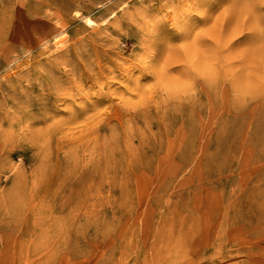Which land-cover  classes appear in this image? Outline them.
<instances>
[{
    "label": "rangeland",
    "instance_id": "obj_1",
    "mask_svg": "<svg viewBox=\"0 0 264 264\" xmlns=\"http://www.w3.org/2000/svg\"><path fill=\"white\" fill-rule=\"evenodd\" d=\"M0 30V264H264V0H0ZM83 192L102 226L54 224Z\"/></svg>",
    "mask_w": 264,
    "mask_h": 264
},
{
    "label": "bare ground",
    "instance_id": "obj_2",
    "mask_svg": "<svg viewBox=\"0 0 264 264\" xmlns=\"http://www.w3.org/2000/svg\"><path fill=\"white\" fill-rule=\"evenodd\" d=\"M235 1H237V3L238 4H240V2L242 1V0H235ZM4 2H6V1H4ZM25 2V1H24ZM232 2H234V0H232ZM7 3H9V2H7ZM227 4V3H226ZM228 6V5H227ZM229 7H231V6H229ZM22 8V7H21ZM249 12V11H248ZM205 13H206V11H205ZM240 14V13H239ZM208 16V15H207ZM215 16V14H213V16L212 17H214ZM53 17V16H52ZM204 17H205V15H204ZM203 17V18H204ZM208 18V17H207ZM57 19H59V18H57ZM211 19V18H210ZM212 20H213V18H212ZM207 21V20H206ZM209 21V20H208ZM207 21V22H208ZM209 23V22H208ZM207 23V24H208ZM212 23H213V21H212ZM190 26V25H189ZM190 29V28H189ZM1 31V30H0ZM187 32V31H186ZM2 33V32H1ZM186 34V33H185ZM42 36V35H41ZM196 39V38H195ZM194 39V40H195ZM199 42V41H198ZM197 42V43H198ZM202 42H204V41H202ZM192 43H193V41H192ZM194 44V43H193ZM203 44V43H202ZM205 44V43H204ZM195 45V46H194ZM193 46L194 47H196L197 46V44H194ZM201 45V44H200ZM207 45V44H206ZM208 45H209V43H208ZM211 46V45H210ZM209 47V46H208ZM210 49L212 48V47H209ZM207 49V48H206ZM206 51V50H205ZM208 51L209 52H211L209 49H208ZM209 52H207V53H209ZM197 53V52H196ZM202 54V53H201ZM203 55V54H202ZM205 59H206V57H205ZM212 60H214V59H212ZM207 61V60H206ZM205 61V62H206ZM209 61H210V58H209ZM211 62V61H210ZM206 63H208V62H206ZM54 64H56V63H54ZM64 65V64H63ZM212 65V64H211ZM206 66H207V64H206ZM57 67H59V66H57ZM168 67V66H167ZM213 67V66H212ZM211 67V68H212ZM170 68V67H169ZM173 68V67H172ZM171 68V69H172ZM210 69V66H208L207 68L205 67V69L207 70V69ZM185 69V68H184ZM204 69V70H205ZM169 70V69H168ZM167 70V71H168ZM204 70H203V73H205L204 72ZM216 69H214V71H215ZM185 71V70H184ZM183 71V72H184ZM187 71V73L189 72V70L187 69L186 70ZM200 71H202V70H200ZM210 71L211 70H207V72H208V76H213V75H211V74H209L210 73ZM216 71H218V70H216ZM212 72V71H211ZM219 72V71H218ZM163 73V71H161V74ZM160 74V73H159ZM180 74H183V73H180ZM212 74H217V72H213ZM184 75V74H183ZM189 75V74H188ZM186 75H184V77H185ZM207 76V77H208ZM205 77H206V75H205ZM210 77H208V78H210ZM46 79V78H45ZM44 79V80H45ZM48 81V80H47ZM64 90V89H63ZM67 90V89H66ZM145 91V90H144ZM52 93V92H51ZM2 97V96H1ZM52 97V96H51ZM55 100V99H54ZM99 102V101H98ZM46 103V102H45ZM7 104V103H6ZM94 104V103H93ZM91 105H92V103H91ZM11 106V105H10ZM12 106H14V104L12 105ZM21 108V107H20ZM23 108V107H22ZM16 110V109H15ZM83 114V113H82ZM55 120V119H54ZM256 142H258L259 144H261V143H263L264 142V140H261L260 141V139H259V137H257L256 138ZM255 142V143H256ZM260 147H261V145H260ZM114 149H116L114 146H111V147H109V150L111 151V153H110V155L111 154H113L114 155V153H115V151L116 150H118V149H116V150H114ZM105 150H106V148H105ZM119 151V150H118ZM107 161V160H106ZM105 167V166H104ZM106 170L107 171H111V168H110V166H106ZM111 185H113V184H111ZM15 186V185H14ZM15 189V187H13V186H11V188L9 189V191H11V190H14ZM82 195H81V197L79 198V199H71L70 197H75V198H77V193H75L74 194V196H69V198L68 199H64L62 202H60V204L61 203H63V204H65V205H60V207H58V210L60 211L59 213H61V215L59 216V215H57V216H55V217H53L52 219H53V221H54V224H56V222H59V223H62V224H65V221H68V220H71L72 222V226H73V223H77L76 224V227H74V228H78V229H81V230H78L77 229V231H83L84 230V228L86 227V228H89V227H97L98 228V226H96V225H98L99 224V226H102L101 225V223L104 221V219H103V217L104 216H102L98 211H96L95 209L94 210H92V208L91 209H88L89 210V212L86 214L87 216H84V217H82L81 218V216L80 215H75V216H72V218L70 217V215H68L67 213H62L63 212V210H64V208H66L65 206H67L68 208H72V209H74V208H76V207H78L79 205L78 204H83L84 203V201L86 200V197H87V195H86V193H81ZM76 200H77V203H76ZM111 198L108 200V204H111ZM115 202H116V200H115ZM116 204V203H115ZM76 205H78V206H76ZM111 205H113V204H111ZM117 206L118 207H122V204L121 205H118L117 204ZM112 208V207H111ZM76 210V209H75ZM104 213L105 214H107V213H109L110 215H111V217H117L116 216V214H114V211H107L106 209L104 210ZM107 216V215H106ZM105 218V217H104ZM51 223H53L52 221H51ZM85 231H83V233H84ZM58 245V244H57ZM61 247H62V249H64V248H66V245H61ZM53 248V247H52ZM70 249V251H69V253L72 255V254H79L82 250L80 249V248H78L77 246H72V248H69ZM53 251H54V248H53ZM51 252V251H50ZM54 253H56V251L54 252ZM55 255V254H54ZM74 256V255H73ZM53 257V256H52ZM51 257V258H52ZM98 264V263H97ZM99 264H101V262H99Z\"/></svg>",
    "mask_w": 264,
    "mask_h": 264
}]
</instances>
